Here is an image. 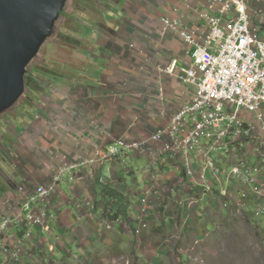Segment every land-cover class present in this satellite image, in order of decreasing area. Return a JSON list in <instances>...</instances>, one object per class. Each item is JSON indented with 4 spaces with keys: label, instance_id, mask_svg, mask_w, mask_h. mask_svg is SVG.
<instances>
[{
    "label": "crops",
    "instance_id": "1",
    "mask_svg": "<svg viewBox=\"0 0 264 264\" xmlns=\"http://www.w3.org/2000/svg\"><path fill=\"white\" fill-rule=\"evenodd\" d=\"M209 1L94 0L90 6L73 10V29L69 32L73 38L57 40L53 55L44 63L38 87L16 113V122L6 127L8 138L4 141L9 143L10 156L4 161L9 178L0 188V213L19 203V186L32 189L51 184L62 160L93 159L98 149L115 140L148 137L168 122L158 113L159 108L174 111L191 100V86L159 71L174 59L179 67L192 63L188 45L177 33H164L161 19L178 17L184 27H198L204 23L199 13L208 12ZM249 14L264 37V0H249ZM160 80L162 100L157 88ZM242 154L245 157H238L259 169L256 177L264 185V162L248 149ZM238 157H225L220 163L233 164ZM128 159L132 166H127ZM151 159L155 158L123 155L103 165H89L74 182H60L52 203L58 216L34 245L54 252V247L47 245L49 240L55 238L66 246L72 238L78 246L82 243V248L95 252L98 234L107 231L106 225L112 227L106 232L112 243L117 236L123 237L119 228L123 217L109 220L103 215V205L102 212L93 210V196L102 198L96 180L129 197L131 208L126 219L133 221L137 212L132 210L140 206L144 192L153 186L150 179L156 172L160 194L163 185H169L166 213L170 217L179 199L189 196L190 182L173 162L162 158L153 163ZM142 162L147 173L144 184H127L126 176L134 175V168ZM194 165L197 168V163ZM197 203L196 199L194 205ZM3 262L0 258V264Z\"/></svg>",
    "mask_w": 264,
    "mask_h": 264
},
{
    "label": "built area",
    "instance_id": "2",
    "mask_svg": "<svg viewBox=\"0 0 264 264\" xmlns=\"http://www.w3.org/2000/svg\"><path fill=\"white\" fill-rule=\"evenodd\" d=\"M199 15L203 25L191 28L184 27L178 17L161 19L164 33L175 32L188 45L192 63L179 67L174 59L159 71L191 86V100L174 111L159 108L158 113L168 122L148 137L115 140L98 149L93 159H64L51 184L32 189L19 186V203L0 213L2 264H47L34 240L44 237L58 216L52 203L59 183L65 179L74 182L89 165H103L123 155L151 156L153 163L166 158L181 168L190 182V194L202 189L204 201L218 191L224 208L234 202L244 208L254 199V215L264 216V185L256 177L259 169L238 157L248 149L264 162V37L252 22L249 0H210L208 12ZM157 88L162 100L161 80ZM225 157L238 159L236 164L224 166L220 159ZM150 180L153 186L144 192L136 216L143 227L147 226L144 218L161 196L155 185L158 174L154 172ZM235 186L241 189L235 192ZM196 199L180 198L179 205L186 200L193 207Z\"/></svg>",
    "mask_w": 264,
    "mask_h": 264
},
{
    "label": "rangeland",
    "instance_id": "3",
    "mask_svg": "<svg viewBox=\"0 0 264 264\" xmlns=\"http://www.w3.org/2000/svg\"><path fill=\"white\" fill-rule=\"evenodd\" d=\"M92 1L94 0H67L53 36L44 43L26 68L23 96L14 107L0 116V188L9 178L4 161L10 156L9 143L4 141L8 138L6 127L8 123L16 122V113L20 112L32 90L38 87L44 63L53 55L57 40H65V36L67 41L73 38L69 33L73 29V10L90 6ZM240 154L245 157L242 152ZM127 166H132L131 159H128ZM134 169L135 174L127 175L125 181L129 185L138 182L141 186L147 174L144 172L145 165L143 162L139 163ZM13 187L18 186L13 184ZM239 189L241 186H236L234 191L238 192ZM170 194L169 185H163L160 200L144 218L146 227L136 221L137 214H133V221L123 217L121 220L124 223L119 226L123 237L117 236L115 243L106 234L112 227L106 225L104 228L107 231L98 234L96 240L99 246L95 252H89L88 247L82 248V243L78 246L72 238L66 246L58 244L53 238L47 245L54 247L58 254L39 248L40 255L46 259L47 264H264V216L254 215L256 200L248 201L244 208L236 202L224 208L218 191H213L203 201L202 189H197L186 198L196 196L200 200L196 207H189L186 200L183 205L175 204L170 218L166 213L167 197ZM96 195L98 194L92 198V207L94 206V211H100L104 201ZM85 209L88 210L89 207ZM139 209L140 207H134L132 211L137 212ZM86 243L87 241L85 246L88 245Z\"/></svg>",
    "mask_w": 264,
    "mask_h": 264
},
{
    "label": "water",
    "instance_id": "4",
    "mask_svg": "<svg viewBox=\"0 0 264 264\" xmlns=\"http://www.w3.org/2000/svg\"><path fill=\"white\" fill-rule=\"evenodd\" d=\"M67 0H0V116L25 92L27 66L53 36Z\"/></svg>",
    "mask_w": 264,
    "mask_h": 264
},
{
    "label": "trees",
    "instance_id": "5",
    "mask_svg": "<svg viewBox=\"0 0 264 264\" xmlns=\"http://www.w3.org/2000/svg\"><path fill=\"white\" fill-rule=\"evenodd\" d=\"M96 183L101 189L104 201L102 206L103 215L109 217L111 221H115L119 217L127 218L129 209L131 208L129 197L110 187L108 184H102L100 180H96Z\"/></svg>",
    "mask_w": 264,
    "mask_h": 264
}]
</instances>
